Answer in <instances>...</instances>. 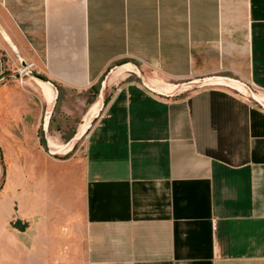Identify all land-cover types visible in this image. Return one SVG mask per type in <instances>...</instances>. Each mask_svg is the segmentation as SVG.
Segmentation results:
<instances>
[{
    "label": "crops",
    "instance_id": "0c3cea01",
    "mask_svg": "<svg viewBox=\"0 0 264 264\" xmlns=\"http://www.w3.org/2000/svg\"><path fill=\"white\" fill-rule=\"evenodd\" d=\"M0 28L60 91L98 92L81 154L57 162L0 83L5 162L30 139L41 168L8 194L5 163L0 229L25 228L34 264L76 249L81 264H264V109L217 85L174 97L133 79L263 91L264 0H0Z\"/></svg>",
    "mask_w": 264,
    "mask_h": 264
},
{
    "label": "rangeland",
    "instance_id": "374dc122",
    "mask_svg": "<svg viewBox=\"0 0 264 264\" xmlns=\"http://www.w3.org/2000/svg\"><path fill=\"white\" fill-rule=\"evenodd\" d=\"M25 62L27 66H29L30 72H32L33 76L25 75L24 78H17L16 75H19L21 71H23V67L21 65L22 62ZM0 63L2 74L1 77L4 79L0 81L9 87V91L13 92L12 98L14 99L15 109L17 112L21 114V117L24 119L23 123L27 124L28 127L34 126V140L39 142V148L44 153L49 154L48 150L44 147L43 142V132H42V122L44 119V115L46 111L51 110V122L48 129L49 138L48 140L55 146H61L62 150H66L68 146L66 145L73 136L78 132L80 125L84 123V121L88 120L89 115H85L88 107L93 102L98 103V92L94 91L93 94L87 95L85 93L79 92H66L65 90L56 89V101L51 106L48 107L46 101L41 95V87L36 85V81H39L36 77H44L40 70L31 62L29 57L21 56L18 53L13 52L8 45H6L1 38V28H0ZM141 78L144 82H147L146 78L149 77V73L143 70L139 71ZM152 75V74H151ZM151 77V76H150ZM34 79V80H33ZM131 79V78H130ZM134 81L140 82L136 75L134 76ZM36 80V81H35ZM155 81L160 82L161 84L174 83L170 80H164L155 78ZM192 80H186L183 87H178L173 91L172 95L174 97H184L188 93L199 89L200 84H190ZM149 83V82H148ZM182 84V83H181ZM182 84V85H183ZM206 84V83H204ZM202 84V85H204ZM168 86H173L169 85ZM166 85V86H167ZM223 87V86H221ZM226 89L231 90L228 87ZM251 88V87H250ZM233 90V89H232ZM256 95H264L263 91H253ZM233 92L237 95H240L246 101H249L251 104H255L259 107V105L253 101L251 96L249 95V91L247 90L245 94H239L237 91L233 90ZM99 107V103H98ZM97 107V108H98ZM24 112V113H23ZM90 118V117H89ZM50 120V119H49ZM21 124V122H20ZM47 132V131H46ZM54 142V143H53ZM26 149L19 150V156L17 157L18 162L16 160L15 154L10 151V153H6V162L4 159V154L2 149H0V190L4 187L6 181L5 177L7 174V163L8 166V177L10 181V188L6 190L9 194L13 192L14 188L17 187L18 179L25 174L26 178L28 176L37 177L41 172L40 166L37 164L33 148L32 141L30 139H26ZM71 152L66 155H56V161H65L81 154L83 149L82 141H71L70 143ZM50 148V147H49ZM52 149V148H51ZM54 150V149H52ZM20 157V158H19ZM23 172V173H22ZM36 185V184H35ZM31 186L34 188V186ZM18 188H21L19 186ZM35 190V188H34ZM6 193V194H7ZM25 231V228H24ZM19 232L17 228L12 229H0V264H29L32 258H29L27 255L26 247L27 244V236L25 233ZM76 255L73 254L74 259H77L76 262H72V264H81L76 249ZM78 256V258H76ZM30 260V261H29ZM34 261L32 260V264Z\"/></svg>",
    "mask_w": 264,
    "mask_h": 264
},
{
    "label": "bare ground",
    "instance_id": "6f19581e",
    "mask_svg": "<svg viewBox=\"0 0 264 264\" xmlns=\"http://www.w3.org/2000/svg\"><path fill=\"white\" fill-rule=\"evenodd\" d=\"M5 36V35H4ZM6 37H4L3 39H5ZM6 40L9 42L8 38H6ZM29 66H25L23 67V71L20 72L21 74V78H24L25 75H27L26 72L30 71L29 69ZM129 69V66H122L120 68L121 71H124V70H128ZM119 70V71H120ZM118 71V72H119ZM120 73V72H119ZM115 74V73H114ZM34 80V79H33ZM36 81V80H35ZM144 82V81H143ZM207 85H210V86H223V87H228V88H232L234 91L236 90L237 92H239V94H245L246 90L244 89V87H242L240 84L236 83L234 80H227V79H223L221 77H215L214 79H207L206 81ZM147 83L148 87L153 90L155 93H158V94H161V95H168V94H172V91L176 88L175 86H166L164 84H161L160 82L158 81H151V84H149L148 82H145ZM36 85H39L41 87V95L43 96L44 100L46 101L48 107H51L55 100V91L53 90V88L46 84V83H43L42 81H36ZM171 92V93H170ZM250 95V94H249ZM251 98L256 101L257 103L261 104V106L264 108V95L263 96H259V95H256V94H252L250 95ZM98 103H99V100H98ZM98 103L96 102V106L94 108H92L89 112H88V115L90 116L89 120L83 124V126L78 130L79 132H77L74 136H73V139H72V142L73 141H76V140H79L83 134H84V130L88 127L89 125V122L94 119L96 116H97V113H98ZM98 107V109H97ZM49 110L46 111L45 113V121L44 123L46 124L48 122V118H49ZM46 146L47 148H49V153L50 154H53V155H66L68 154L70 151H71V147L68 146L66 150H62L63 148H61V146L57 145H53L49 140H47V136H46ZM54 150H52V149Z\"/></svg>",
    "mask_w": 264,
    "mask_h": 264
},
{
    "label": "water",
    "instance_id": "95a60500",
    "mask_svg": "<svg viewBox=\"0 0 264 264\" xmlns=\"http://www.w3.org/2000/svg\"><path fill=\"white\" fill-rule=\"evenodd\" d=\"M21 65H22V67H25V66H27L26 65V63L23 61L22 63H21ZM115 67H119V65H117V66H115ZM27 73V75H31V76H33V74H32V72H30V71H28V72H26ZM16 77L17 78H21V74H19V75H16ZM136 77L138 78V80L141 82V84L143 85V87H145L148 91H150L151 93L153 92V93H155L153 90H151L149 87H148V85H147V83H145V82H143V80H142V78H141V76H140V73H139V71L138 70H136ZM39 81H42L43 83H46V84H48V85H50L52 88H53V86H52V84L46 79V78H44V77H42V76H38V77H36ZM221 78H223V79H227V80H234L236 83H238V84H240L242 87H244V89L247 91H249V94L250 95H252V94H254L253 92H252V90L249 88V86L247 85H245L244 83H242V82H240L239 80H236V79H228V78H224V77H221ZM4 78L3 77H0V81L1 80H3ZM207 79H211V78H203V79H199V80H192L191 82H190V84H199V83H201L200 85H202V84H204V83H207L206 81H207ZM212 79H214V78H212ZM104 85V83H103V81H102V86ZM184 86V84L181 86V87H183ZM53 90L55 91V98H54V100L56 99V90L53 88ZM156 94H158V93H156ZM158 95H161V94H158ZM161 96H165V95H161ZM99 98H100V93H99ZM56 101V100H55ZM254 101V100H253ZM254 102H256V101H254ZM55 103V102H54ZM257 103V102H256ZM258 105H259V107H261L262 109H264L262 106H261V104H259V103H257ZM48 115H49V118H48V122H49V119H50V115H51V110L49 111V113H48ZM98 116V115H97ZM97 116L94 118V119H92L90 122H89V125H88V127L84 130L85 132H84V134H83V136L85 135V133L87 132V130L89 129V127H90V125L95 121V119L97 118ZM44 121H45V117H44V119H43V122H42V132H43V142H44V147L48 150V152H49V148H47V146H46V136H47V125H48V122L45 124L44 123ZM82 136V137H83ZM81 137V138H82ZM80 138V139H81ZM72 141V140H71ZM68 144L69 143H67L66 145H64V146H68ZM50 154V153H49ZM53 155V154H52Z\"/></svg>",
    "mask_w": 264,
    "mask_h": 264
},
{
    "label": "trees",
    "instance_id": "16d2710c",
    "mask_svg": "<svg viewBox=\"0 0 264 264\" xmlns=\"http://www.w3.org/2000/svg\"><path fill=\"white\" fill-rule=\"evenodd\" d=\"M53 85H54V87L56 88V89H58L59 90V86L57 85V84H54V83H52ZM17 223H19V221H16ZM15 222V223H16Z\"/></svg>",
    "mask_w": 264,
    "mask_h": 264
},
{
    "label": "built area",
    "instance_id": "2783aa9c",
    "mask_svg": "<svg viewBox=\"0 0 264 264\" xmlns=\"http://www.w3.org/2000/svg\"><path fill=\"white\" fill-rule=\"evenodd\" d=\"M238 93V92H237Z\"/></svg>",
    "mask_w": 264,
    "mask_h": 264
}]
</instances>
